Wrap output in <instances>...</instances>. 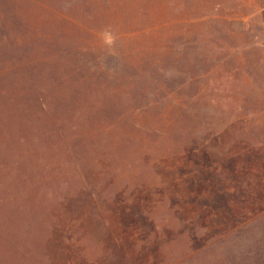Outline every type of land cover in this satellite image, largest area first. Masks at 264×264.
I'll use <instances>...</instances> for the list:
<instances>
[{"label": "rangeland", "instance_id": "1", "mask_svg": "<svg viewBox=\"0 0 264 264\" xmlns=\"http://www.w3.org/2000/svg\"><path fill=\"white\" fill-rule=\"evenodd\" d=\"M12 107L0 264H264V0H0Z\"/></svg>", "mask_w": 264, "mask_h": 264}, {"label": "trees", "instance_id": "2", "mask_svg": "<svg viewBox=\"0 0 264 264\" xmlns=\"http://www.w3.org/2000/svg\"><path fill=\"white\" fill-rule=\"evenodd\" d=\"M13 109H14V107H12L11 110H0V126H2L4 123L8 122L9 120H12V116L14 115ZM25 144L27 146H32V144H30V141L26 142ZM12 193L14 194V191L12 189H10L7 192L0 193V219H1V221L5 220V219H3L4 218L3 213L5 215H7V213H6V206H7L6 202H7V200L9 199V197H10V200L14 201V199H15V196ZM2 194H4L5 197H7V199L4 198L2 196ZM5 224H4L3 232L0 233V235H4Z\"/></svg>", "mask_w": 264, "mask_h": 264}]
</instances>
